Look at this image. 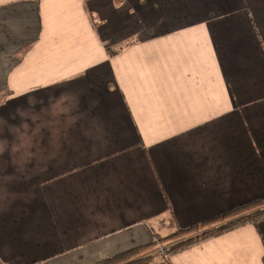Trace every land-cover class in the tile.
<instances>
[{
    "label": "crops",
    "instance_id": "crops-1",
    "mask_svg": "<svg viewBox=\"0 0 264 264\" xmlns=\"http://www.w3.org/2000/svg\"><path fill=\"white\" fill-rule=\"evenodd\" d=\"M248 4L0 0V264H96L264 197ZM167 262L264 264V219Z\"/></svg>",
    "mask_w": 264,
    "mask_h": 264
},
{
    "label": "trees",
    "instance_id": "trees-1",
    "mask_svg": "<svg viewBox=\"0 0 264 264\" xmlns=\"http://www.w3.org/2000/svg\"><path fill=\"white\" fill-rule=\"evenodd\" d=\"M263 219L264 197H261L260 199L225 213L222 216L206 221L199 226L187 229H176L178 232L174 236L166 238L160 237V239L155 236V241L153 240L149 245L105 259L96 264H154L156 259L161 257L158 253H156V251H153L158 247V242L164 244V242H168L176 238L186 237L183 241L174 244L171 248H169V254L171 255L198 244L205 239L230 232L247 223H253L255 226H258V223ZM200 231L203 233H198ZM150 251L153 253H150ZM161 259L163 260L162 257ZM161 262L166 263L165 260Z\"/></svg>",
    "mask_w": 264,
    "mask_h": 264
},
{
    "label": "rangeland",
    "instance_id": "rangeland-1",
    "mask_svg": "<svg viewBox=\"0 0 264 264\" xmlns=\"http://www.w3.org/2000/svg\"><path fill=\"white\" fill-rule=\"evenodd\" d=\"M249 1V0H248ZM264 0H259V4L258 5H254V6H252V5H245L244 6V8H245V14L246 13H251V14H253L254 15V19L255 20H257V22L259 23V22H261V21H264ZM258 7V8H257ZM255 23V22H254ZM178 232V230H172L168 235H166V236H158V235H155L158 239H160V237H171V236H174V235H176V233ZM198 233H203L202 231H200V232H198ZM155 239V238H154ZM184 239H186V237H184V238H176V239H174V240H170V241H168V242H164V244L163 243H160V242H158L157 243V245H158V247L156 248V249H154L153 251H156V253H158L162 258H163V260H165L166 261V263H164V264H168V262H167V260L168 259H166L165 258V254L166 253H169V248H171L174 244H177V243H179V242H181V241H183ZM155 241V240H154ZM160 247H163L164 248V250L163 251H161L159 248ZM150 253H153V252H151L150 251ZM161 257L159 258H157L156 259V261L154 262V264H163V262H161V261H163L162 259H161Z\"/></svg>",
    "mask_w": 264,
    "mask_h": 264
},
{
    "label": "built area",
    "instance_id": "built-area-1",
    "mask_svg": "<svg viewBox=\"0 0 264 264\" xmlns=\"http://www.w3.org/2000/svg\"><path fill=\"white\" fill-rule=\"evenodd\" d=\"M159 249H160L161 251H163V250H164V248H163V247H160ZM169 256H170V254H169V253H166V254H165V258H166V259H168V258H169Z\"/></svg>",
    "mask_w": 264,
    "mask_h": 264
}]
</instances>
